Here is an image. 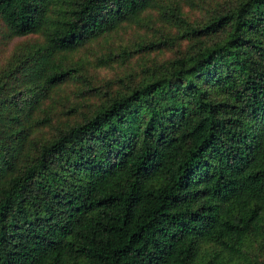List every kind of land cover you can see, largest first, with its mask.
<instances>
[{
    "label": "trees",
    "instance_id": "trees-1",
    "mask_svg": "<svg viewBox=\"0 0 264 264\" xmlns=\"http://www.w3.org/2000/svg\"><path fill=\"white\" fill-rule=\"evenodd\" d=\"M0 264H264V0H0Z\"/></svg>",
    "mask_w": 264,
    "mask_h": 264
}]
</instances>
